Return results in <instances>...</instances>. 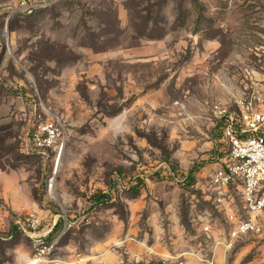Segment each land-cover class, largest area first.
Wrapping results in <instances>:
<instances>
[{"label": "rangeland", "instance_id": "obj_1", "mask_svg": "<svg viewBox=\"0 0 264 264\" xmlns=\"http://www.w3.org/2000/svg\"><path fill=\"white\" fill-rule=\"evenodd\" d=\"M17 1L0 0V264H264V213L229 246L208 184L225 118L264 102V0ZM51 114L58 165L57 147L23 151ZM98 191L111 200L92 206ZM227 200L242 208L236 186ZM28 213L40 231L64 221L44 257L14 228Z\"/></svg>", "mask_w": 264, "mask_h": 264}, {"label": "built area", "instance_id": "obj_2", "mask_svg": "<svg viewBox=\"0 0 264 264\" xmlns=\"http://www.w3.org/2000/svg\"><path fill=\"white\" fill-rule=\"evenodd\" d=\"M57 0H18L13 13L33 14ZM258 102V103H257ZM239 111L228 115L222 131V155L219 166L209 176L208 184L218 207L226 210L230 223L229 246L240 236L258 231L260 216L264 213V102L253 95L238 100ZM65 129L58 115L51 114L32 132L30 141L34 150L44 158L47 152L58 148V157L65 145ZM239 191L242 208L230 207L227 200L230 187ZM49 188L53 187L50 181ZM71 225L66 223L65 227ZM17 232L25 233L32 241L34 256H46L57 243L45 237L52 229L41 230V220L35 213L19 217L14 224Z\"/></svg>", "mask_w": 264, "mask_h": 264}, {"label": "trees", "instance_id": "obj_3", "mask_svg": "<svg viewBox=\"0 0 264 264\" xmlns=\"http://www.w3.org/2000/svg\"><path fill=\"white\" fill-rule=\"evenodd\" d=\"M134 98H135V96H132L130 98V100H133ZM34 130H35V128H34ZM31 134L32 133H30V136H31ZM23 151L26 152L27 154L34 155V156H37L41 159H44V157L39 152H37L36 150L26 151L23 148ZM195 172H196L195 170L191 169L187 174L182 175V179H180L181 185L184 186L185 188H190V187L194 186V184L196 182V173ZM145 184H146L145 179L143 177L138 176L133 181L130 182L127 189L130 191L131 194L138 195L141 192L142 188L145 187ZM90 199L92 202V206H97L99 204H107L111 200V198L108 194L102 193L100 191L93 193L90 196ZM63 224H64V221L60 220L59 222H57L55 224V226L51 232H53L55 229H59L60 227L63 226Z\"/></svg>", "mask_w": 264, "mask_h": 264}, {"label": "crops", "instance_id": "obj_4", "mask_svg": "<svg viewBox=\"0 0 264 264\" xmlns=\"http://www.w3.org/2000/svg\"><path fill=\"white\" fill-rule=\"evenodd\" d=\"M52 229V228H51Z\"/></svg>", "mask_w": 264, "mask_h": 264}]
</instances>
